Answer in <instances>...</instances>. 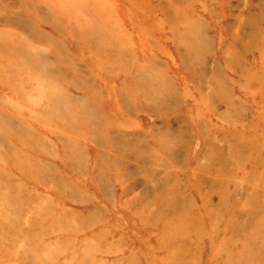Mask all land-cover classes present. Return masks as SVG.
Masks as SVG:
<instances>
[{"label": "rangeland", "instance_id": "rangeland-1", "mask_svg": "<svg viewBox=\"0 0 264 264\" xmlns=\"http://www.w3.org/2000/svg\"><path fill=\"white\" fill-rule=\"evenodd\" d=\"M263 32L264 0H0L36 65L0 56V264H264Z\"/></svg>", "mask_w": 264, "mask_h": 264}, {"label": "bare ground", "instance_id": "bare-ground-1", "mask_svg": "<svg viewBox=\"0 0 264 264\" xmlns=\"http://www.w3.org/2000/svg\"><path fill=\"white\" fill-rule=\"evenodd\" d=\"M26 1H22V4H20V7H21V9H23L24 11H25V8L24 7H26ZM18 5H19V3H18ZM30 5V4H29ZM11 6V5H10ZM19 7V8H20ZM28 7V6H27ZM29 8V7H28ZM20 10V9H19ZM9 11H10V9H9ZM13 11V10H12ZM15 11V10H14ZM165 13V12H164ZM27 14V13H26ZM29 16V15H28ZM39 18V17H38ZM34 21L33 22H36L37 23V21H39L38 19L36 20L35 18L33 19ZM41 22L43 23V24H46L47 22H45L44 20H42L41 19ZM48 24V23H47ZM151 26V25H150ZM152 27H153V25H152ZM3 31V30H2ZM254 32V31H253ZM80 33V32H79ZM260 33V32H259ZM264 33V32H263ZM3 34V35H2ZM81 34V33H80ZM258 34V33H257ZM67 35V34H66ZM259 35V34H258ZM237 36V35H236ZM63 37H66V36H63ZM259 39V38H258ZM235 40L236 41H238L239 40V38H237L236 37V39H233V41H234V43H236L235 42ZM172 41V40H171ZM260 42H261V44H262V46H264V34L261 36V40H259ZM25 43L26 42H24L23 41V39H21V38H19L18 36H13V35H11V34H9V33H0V56H2L4 59H6L5 61H6V63L3 65V67H2V70H4V71H8V72H12V71H15V73H16V75H17V73L18 72H21L22 70H23V68H21V67H23V63L25 62V63H28V62H30L31 64H33V68H32V70L33 69H36V65H35V63L34 62H32L31 61V59L28 57V54H26L24 51H26L25 49ZM83 43V42H82ZM258 43V42H257ZM79 44H80V42H79ZM258 45V44H257ZM257 47V46H256ZM259 47V46H258ZM178 48V47H177ZM86 50V49H85ZM249 50V49H248ZM264 50V49H263ZM254 51V50H253ZM253 51H251V52H253ZM248 52V51H247ZM250 52V53H251ZM264 52V51H263ZM89 53V52H88ZM233 55V54H232ZM9 58V60H7ZM89 58V57H88ZM4 61V62H5ZM151 61V60H150ZM234 61V60H233ZM2 65V64H1ZM99 65V64H98ZM102 65V64H101ZM237 65H238V63H237ZM96 66V65H95ZM227 66V65H226ZM98 67V66H97ZM100 67V66H99ZM98 67V68H99ZM244 68V67H243ZM264 68V67H263ZM15 69V70H14ZM100 69V68H99ZM237 69V68H236ZM245 69V68H244ZM248 69V68H247ZM258 69V68H257ZM248 70H250V69H248ZM256 70V69H255ZM70 71V70H69ZM107 72V71H106ZM115 73H116V71H114ZM234 72H235V70H234ZM236 73V72H235ZM8 74V73H7ZM240 74V73H239ZM237 76V75H236ZM247 76V75H246ZM75 77H76V75H75ZM244 77V76H243ZM18 77H14V78H12V79H9V80H6L7 82H11V81H15V80H18L17 79ZM189 78V77H188ZM192 78V77H191ZM239 79H242V78H239ZM248 81V80H247ZM18 82V81H17ZM244 82V81H243ZM248 82H250V81H248ZM125 84V83H124ZM182 84V83H181ZM3 85V84H2ZM117 85V84H116ZM242 86V85H241ZM121 87V86H120ZM247 87H248V85H247ZM251 87V86H250ZM116 88V87H115ZM260 88V87H259ZM252 89V88H251ZM258 90V89H257ZM200 91V90H199ZM253 91V90H252ZM254 91H256V90H254ZM261 91V90H260ZM11 92V91H10ZM200 93V92H199ZM203 93V92H202ZM260 94V93H259ZM198 95V94H197ZM207 95V94H206ZM204 96V97H206V98H201L202 99V101L203 102H206V104H207V106H209V101H208V95L207 96ZM226 95V94H225ZM230 95V94H229ZM136 96V95H135ZM255 97V96H254ZM116 98V97H115ZM119 98V97H118ZM208 98V99H207ZM199 99V98H198ZM140 103V102H139ZM117 105V104H116ZM206 106V107H207ZM261 106V105H260ZM140 107V106H139ZM194 107V106H193ZM202 108H203V106H202ZM208 108V107H207ZM241 111V109L240 108H237V110H235V111H233V112H235L234 114L236 115H240V112ZM188 112V111H187ZM206 112V111H205ZM193 113V112H192ZM207 114H213L214 113V111L210 108V109H207V112H206ZM264 113V112H263ZM234 114H233V116H234ZM236 115V116H237ZM263 116H264V114H263ZM226 117V116H225ZM264 118V117H263ZM195 119V118H194ZM203 120V119H202ZM228 120H229V118H228ZM235 120V119H234ZM232 121V120H231ZM230 121V122H231ZM37 123V122H36ZM203 123H204V121H203ZM88 125V124H87ZM195 125V124H194ZM197 129H198V138L200 139H202V142H206V144L209 146V148L211 149L212 148V146H213V144H212V142L210 141V140H207V138L205 137V133H209L210 134V132H209V129H208V131H207V126L205 125L204 126V124H201V123H197ZM195 127V126H194ZM209 128V127H208ZM211 129V128H210ZM92 130V129H91ZM88 132H89V130H87ZM90 133V132H89ZM235 133V132H234ZM239 133H241V132H239ZM244 133V132H243ZM90 134H92V133H90ZM238 134V133H237ZM204 135V136H203ZM235 135V134H234ZM249 135V134H248ZM210 136V135H209ZM235 138V137H234ZM246 142V141H245ZM244 142V143H245ZM247 143V142H246ZM22 144V143H21ZM251 144V143H250ZM23 146V145H22ZM99 146H100V144H99ZM251 147V146H250ZM263 165V164H262ZM23 168V167H22ZM17 169V168H16ZM19 170V169H18ZM117 170V169H116ZM117 175V174H116ZM119 175V174H118ZM176 193H175V195H174V197L173 198H160L159 199V201L157 202V205H163L164 207H167V206H170V208H171V211H173L172 212V214H174V215H176V213H175V211H174V209H176V206H178V203H177V205L175 206L174 205V201H176V202H180V197H176ZM181 201H183L182 200V198H181ZM205 204H204V206L206 205V201L204 202ZM173 205L175 206V207H173ZM172 207L174 208V209H172ZM182 208H183V206H182ZM180 215V214H179ZM183 216H185V215H183ZM177 217V216H176ZM195 219V222H194V225L196 226L199 222H198V217L197 218H194ZM164 223H163V228L164 229H170L171 228V231H172V233H176V231H180V228H179V226H178V224H170L169 223V221H168V219L167 220H165V221H163ZM180 225V224H179ZM207 225H208V223H207ZM211 225V224H210ZM210 227V226H209ZM214 227V226H213Z\"/></svg>", "mask_w": 264, "mask_h": 264}]
</instances>
